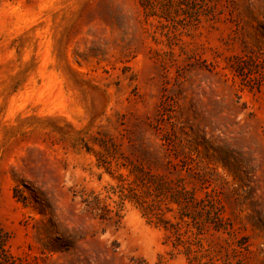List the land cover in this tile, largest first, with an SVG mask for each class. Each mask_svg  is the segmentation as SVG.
<instances>
[{
  "label": "rangeland",
  "instance_id": "rangeland-1",
  "mask_svg": "<svg viewBox=\"0 0 264 264\" xmlns=\"http://www.w3.org/2000/svg\"><path fill=\"white\" fill-rule=\"evenodd\" d=\"M0 264H264V0H0Z\"/></svg>",
  "mask_w": 264,
  "mask_h": 264
}]
</instances>
